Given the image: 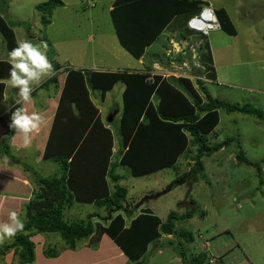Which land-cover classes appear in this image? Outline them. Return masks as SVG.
<instances>
[{
	"label": "trees",
	"instance_id": "1",
	"mask_svg": "<svg viewBox=\"0 0 264 264\" xmlns=\"http://www.w3.org/2000/svg\"><path fill=\"white\" fill-rule=\"evenodd\" d=\"M207 3L204 0H116L111 11L114 31L119 43L135 58L140 59L146 49L160 38L175 15L187 14L189 19ZM62 5L64 6L63 0H47L37 3L36 7L44 14L43 22L49 25L51 20L46 14H51ZM216 14L222 28L235 34V26L226 8H217ZM17 22H10L0 13V34L10 52L20 42L15 27L21 22ZM177 32L178 40L190 42L185 32ZM179 53L193 58L189 47H186V53ZM199 59L204 65L202 75L212 81L215 75L208 37L204 38L201 45ZM179 60L182 63L185 61L181 58ZM7 61L0 60V101L4 98L5 80L10 78L11 64ZM67 69L65 77L61 79L60 66L56 63L51 71L54 75L36 88L48 89L49 84L53 83L57 90L47 98L46 109L40 113L44 118L43 123L38 132L31 134L30 144H38V160L63 157L60 175L48 177L34 172L38 186L32 188L28 200H19L22 204L14 207V212L19 213L18 217L25 212L21 220L24 230L18 231L11 243L5 244V241V246L0 247V264H51L52 260L59 261L58 264L87 263L88 250H83L80 254L73 252L85 240L97 248L107 234L136 264H146L145 255L149 242L162 233L173 236L178 234L185 238L187 244L192 243L195 240L193 232L177 228V222L196 214L195 207L185 214L170 212L165 222L147 209L146 213L141 212L128 224L125 214L131 217L134 215L133 210L128 206L120 210L122 201L126 199V188L116 183L115 191H111L109 180L117 182L120 179L115 171L118 166L128 167L135 176L175 166L190 145L198 146L195 156L197 161L190 173L203 172L202 157L230 145L235 139L230 136L213 147L208 145L206 136L215 131L220 123L219 110L251 114L262 120L264 111L251 103L240 105L214 98L202 79L197 80L199 86L196 87L187 76H166L128 69ZM119 81L125 83V88L119 118V151L113 159L115 134L102 119L100 109L92 99V92L99 90L101 98L105 100L108 91ZM200 90L205 93L206 98ZM36 92H31V100L27 104L22 101L13 105L8 117L0 116V188L3 191L9 189L3 186L10 185L11 180L1 158L4 159L12 147L25 148L23 133L10 127L11 117L20 108L26 109L29 114L37 112L30 108L31 102L35 105ZM53 102L56 105H52ZM42 105L43 103L40 106ZM238 158L240 162L256 166L258 172H262L261 163L251 161L244 150H241ZM24 164L28 169L31 168L28 163ZM186 175L189 173L180 178ZM102 201L107 202V214L104 216L94 212L86 220L66 218V210L75 202H95L102 205ZM204 215L205 211H201L200 216ZM94 216H99L104 223L101 220L94 221ZM9 221L7 224L12 223ZM49 232L60 233L64 244L62 247L50 244L38 250L35 239ZM173 242L174 239L169 240L172 246ZM178 250L183 264H206V261L210 264L206 252L191 253L189 256L187 248L182 244ZM9 253L11 261H8ZM102 253L104 252L101 251ZM92 256L94 257L93 254ZM93 257L91 261L94 260Z\"/></svg>",
	"mask_w": 264,
	"mask_h": 264
},
{
	"label": "rangeland",
	"instance_id": "2",
	"mask_svg": "<svg viewBox=\"0 0 264 264\" xmlns=\"http://www.w3.org/2000/svg\"><path fill=\"white\" fill-rule=\"evenodd\" d=\"M43 1L47 0H0V13L12 23L21 22L15 27L19 41H28L37 46L45 53L51 65L59 63L69 68L76 65H93L94 61L99 62L103 59L110 65L123 60V64L119 65L120 69L123 66H136L140 69L147 67L141 65L138 59L128 53L118 41L108 12L110 4L115 3L116 0H63L64 6L54 9L49 15L46 14L51 20L49 25L43 22L44 14L36 7L37 3ZM209 2L215 7L226 8L239 36L234 39L219 33L221 37L230 38L215 52L221 61H225L223 67L228 68L227 75L229 68H232V79L228 80L229 76L227 78L224 76L221 83L207 82L208 91L216 99L240 105L251 103L264 111V0H209ZM239 2L243 5H239ZM187 19V14L179 16L180 27L176 32H185L190 42L196 45L197 38L186 27ZM218 31L211 32V35ZM244 37L249 38L250 43H245ZM175 41L174 43L181 46L185 44L184 39ZM168 47L171 48L170 53L173 57L178 54L177 49H173L174 45L162 35L146 50L145 56H151L154 52L158 55L165 54ZM0 50L3 57L9 56L10 51L7 50L2 36ZM69 59L76 61L71 60L72 64H70ZM172 66L170 71H181L179 63L173 61ZM53 74L50 72L42 76L38 84L33 82L31 85L33 90L37 91L34 96L36 106L31 102V109L37 111L36 107H40L47 97L55 94L57 88L52 85L53 83L49 84L48 89L42 87L36 89ZM195 86H199L198 81ZM124 87L125 83L119 81L112 90L108 91L105 101L101 100L99 90L92 92L94 101L100 105L104 113L102 117L115 134L117 144L114 147L113 159L119 151V115L123 107ZM13 91L14 93L11 90L8 92L7 106H10L14 100L20 101V98L15 99L16 91ZM200 93L206 98L204 92L200 90ZM116 106L121 107L119 113L112 122H108V116ZM45 109L46 106L43 110ZM219 112V125L215 131L206 136L208 145L213 147L230 136H234L235 139L230 145L202 157L203 172L190 173L196 164L195 156L198 153V146L190 145L175 166L141 176L133 175L126 166H118L115 171L120 175V179L117 182L110 179L112 191H115L116 183L125 187L127 191L120 210L128 206L135 215L146 213L149 209L165 222L170 212L185 214L192 211L193 207L182 206L186 197L195 205L196 214L177 222V228L192 231L195 240L187 244L185 238L178 234L168 236L162 233L160 239L157 238L150 243L145 255L146 264H183L182 257L178 253L181 244L187 248L189 256L191 253L206 252L208 259L213 256L219 258L217 264H264V120L251 114L229 113L225 109H220ZM241 150H244L251 161L261 163V173L256 166H249L239 161L238 155ZM37 158L38 152L33 146L26 149L12 147L8 155L4 156L5 160L1 158L3 164L9 167L6 168L11 181L10 185L3 186L9 188L8 190L3 191L0 188V225L10 222V213L15 211L16 204L19 206L22 204L19 200H28L32 188L38 186L34 172L48 177L60 175V163L63 157L42 160ZM24 163H28L32 169L25 167ZM185 173L189 175L184 176V183L165 194H160ZM9 193L11 194L8 195ZM151 194L160 195L147 199L137 207L143 197ZM101 204L75 202L66 210V218L86 220L88 215L94 212L104 216L107 214V202L102 201ZM201 211H205L202 217ZM24 215L25 212L18 219L22 220ZM98 218L100 220L99 216ZM101 222L104 223L102 219ZM170 239H174L173 246L169 243ZM12 240L13 238L6 239L5 244L11 243ZM35 240L38 242V250L46 248L49 244L57 247H62L64 244L58 232L46 233ZM4 246V244L0 245L2 248ZM78 252L80 254L81 250H76V253ZM108 253L110 252L105 249L104 253L100 254L98 263H106L107 258L104 257L108 256ZM95 257L96 255L94 259ZM8 259L11 261V255ZM78 264L86 263L78 262ZM206 264L209 262L206 261Z\"/></svg>",
	"mask_w": 264,
	"mask_h": 264
},
{
	"label": "crops",
	"instance_id": "3",
	"mask_svg": "<svg viewBox=\"0 0 264 264\" xmlns=\"http://www.w3.org/2000/svg\"><path fill=\"white\" fill-rule=\"evenodd\" d=\"M205 1H208L209 2V0H205ZM211 3V2H210ZM245 3V2H244ZM114 4L115 3H111L110 4V6H109V8H108V12H109V14L111 15V11H112V9L114 8ZM212 4V3H211ZM213 5V4H212ZM239 5H243V3L241 4V2H239ZM215 7V6H214ZM216 9L218 8V7H215ZM179 16L180 15H175L174 17H173V19L170 21V23L167 25V28L165 29V31L160 35V37L162 36V35H164L165 36V39H167V41L170 43V44H172V42H174L175 40H177L178 39V32H176V30H179V27H180V25L178 24V19H179ZM231 18V17H230ZM111 21H112V17H111ZM231 21H232V23L234 24V21H233V19L231 18ZM113 23V22H112ZM235 26V25H234ZM176 28V29H175ZM15 32H16V30H15ZM180 32V31H179ZM219 33H222V34H226V35H228V37H232V38H236V37H238L239 36V32L237 31V28H236V26H235V34H230V33H228L227 31H225L223 28L220 30V31H218V32H215V33H213L212 35L210 34L209 35V37H208V43H209V45H210V49H211V53H212V58H213V66H214V75H215V77H214V81L212 80H210L209 79V81H204V83H205V85L207 86V82H213V83H221V80H222V78L225 76V78H227L228 76V80H231L232 79V73H231V67L229 68V75H227V70H228V68H224L223 67V63L225 62V61H221L220 59H219V57H218V54L215 52L218 48H219V46H221V45H223V44H226L229 40L228 39H230V38H228L227 36H220V34ZM176 34V35H175ZM16 35H17V32H16ZM2 35L0 34V37H1ZM195 36V35H194ZM3 37V36H2ZM196 38H197V36H195ZM17 38H18V40H19V37H18V35H17ZM90 38H92L91 37V35H90ZM177 38V39H176ZM244 39H245V43H250L249 42V38H247V37H244ZM159 40V39H158ZM189 40V39H188ZM176 42V41H175ZM155 43V42H154ZM153 43V44H154ZM152 44V45H153ZM152 45H150V46H152ZM149 46V47H150ZM123 47V46H122ZM148 47V48H149ZM6 48H7V50H9L8 49V47L6 46ZM124 48V47H123ZM147 48V49H148ZM105 49V48H104ZM146 49V50H147ZM165 49H166V44H165ZM107 50H109V49H107ZM126 50V49H125ZM1 51V50H0ZM127 51V50H126ZM170 51H171V48L170 47H168L167 48V53H162L161 55H158L156 52H154V53H152L151 54V56H145L146 55V51H145V53H144V55H143V57L142 58H140V59H138V61H139V63H141V65L142 64H144V65H146L147 67H143V69H140V68H138V67H136V66H133V67H124L123 66V68H121L120 69V66L119 65H122L123 64V60L122 61H118V62H113V63H116L115 65H110V64H107L103 59H100L99 60V62H97V61H94V64L93 65H91V64H89V65H76V66H73V67H69V68H71V69H73V68H76V69H91V70H122V69H124V70H130V71H134V70H138V71H149V72H152V73H161V74H164V75H166V76H169V75H171L170 73L172 72V71H170L169 69H171L173 66H172V62L173 61H175L176 63H179L180 64V69H181V71H179V73L181 74V73H185V74H189V75H191V76H188L189 78H191L192 79V81L194 82V84L197 82V79L196 78H198L199 76H201V74H202V69L204 68L203 66L201 67V66H199V64H201L202 62L200 61V59H199V57H198V59L196 58V59H194V58H192L191 56H189V55H186V54H181V53H179V54H177L176 56H172V55H170ZM129 53V52H128ZM131 54V53H130ZM193 54V53H192ZM203 53H201V55H202ZM207 53H205V55H206ZM132 55V54H131ZM184 55H186V56H184ZM104 56V55H103ZM102 56V57H103ZM133 56V55H132ZM189 56V57H188ZM134 57V56H133ZM188 57V58H187ZM135 58V57H134ZM185 59V61H188V63L190 64V68H182V62L179 60V59ZM1 59H5V60H8V57H3V55L0 53V60ZM137 59V58H136ZM71 60H73V62H75L76 60H74V59H69L68 61L70 62ZM201 62V63H200ZM70 64H72V62H70ZM203 64V63H202ZM201 64V65H202ZM52 66H54V65H52ZM59 66H60V72H61V76L60 77H65V75H66V70H68L67 68L68 67H65V65L63 64H59ZM54 73V72H53ZM54 75V74H53ZM10 78H8V79H6L5 80V84H6V87H5V93H4V98L0 101V116H4V117H8L9 115H10V112H11V108H12V106L13 105H16V104H18V103H20V102H18V100L17 101H13V103L10 105V106H7L6 105V102H7V100H8V92H9V90H11L13 93H14V91L13 90H15L16 91V97H15V99H19V89L18 88H16L15 87V89H13L12 88V86H10L8 83H7V81L9 80ZM45 82V81H44ZM43 82V83H44ZM125 88V87H124ZM55 91V90H54ZM124 91V90H123ZM17 92H18V95H17ZM56 92V91H55ZM54 92V93H55ZM93 96V95H92ZM107 96V95H106ZM100 97V96H99ZM47 98H49V97H47ZM101 98V97H100ZM92 99H93V97H92ZM106 99V98H105ZM20 100V99H19ZM101 100L102 101H105V100H103L102 98H101ZM93 101H94V99H93ZM18 102V103H17ZM34 102H35V99H34ZM94 103L96 104V102L94 101ZM52 105H56V103L55 102H53L52 103ZM36 106V105H35ZM46 106V101L44 102V104L42 105V106H38V107H36L37 108V112H38V114H42L43 113V109H44V107ZM96 106L100 109V113H101V116L103 115L104 116V113H103V111H102V109H101V107H100V105L99 104H96ZM116 108H118L119 110H120V108L121 107H119V106H116ZM122 109V108H121ZM41 111V112H40ZM36 112V113H37ZM103 113V114H102ZM118 113H119V111H118ZM117 113V114H118ZM119 117H120V115H119ZM102 119L104 120V118L102 117ZM105 121V120H104ZM107 125L109 126V123H107ZM115 144H117L116 143V140H115ZM30 146H33L36 150H37V152H38V156H39V147H38V144L36 143V142H34L32 145H30ZM114 147H115V145H114ZM114 147H113V151H115L114 150ZM26 148H28V147H25V148H22V149H26ZM119 149V148H118ZM40 150H43V149H40ZM7 168H9L7 165H5ZM27 177H28V175H27ZM109 178V177H108ZM31 179V178H30ZM109 188H110V190L112 191V188H111V185H110V180H109ZM83 203H85V202H83ZM93 203H95V202H93ZM113 212V210H111V212L110 213H112ZM119 212V211H118ZM140 214V213H139ZM139 214H134L133 216H131V217H127V215L125 214V216H126V220L128 221V224L130 223V221H131V219H133V218H135L137 215H139ZM93 219L95 220V221H99V218H98V216H94L93 217ZM101 220V219H100ZM165 234V233H164ZM165 235H168V236H171V235H169V234H165ZM159 239L161 238V236L160 237H158ZM154 240H156V239H154ZM83 243V244H82ZM82 243H80V245H79V247H78V249L79 250H81V252L80 253H82V251L83 250H88V254H89V261L87 262V263H89V264H99L98 263V259L100 258V254H101V251H105V249H106V251L107 252H110V253H108V256H105L104 258H107V259H105V261H107V262H109V261H111V263L112 264H136L134 261H132V260H130L129 259V257H128V255L127 254H125V252H124V250L122 249V247L121 246H119L111 237H110V235H105L104 236V238H103V240H102V242L99 244V246L97 247V248H95L94 247V245H90L89 243H88V240L84 243V241L82 242ZM150 243H152V241L151 242H149V244H148V249H149V245H150ZM50 245V244H49ZM70 253H72V251H70ZM73 253H76V251L75 252H73ZM85 253V252H84ZM92 254L95 256L96 255V257H95V259L93 260V261H91L92 259H91V257H93L92 256ZM127 255V256H126ZM214 257V256H213ZM94 258V257H93ZM217 258V257H216ZM217 259H219V258H217ZM58 262L59 261H54V260H52V263L51 264H58ZM86 263V264H87Z\"/></svg>",
	"mask_w": 264,
	"mask_h": 264
},
{
	"label": "clouds",
	"instance_id": "4",
	"mask_svg": "<svg viewBox=\"0 0 264 264\" xmlns=\"http://www.w3.org/2000/svg\"><path fill=\"white\" fill-rule=\"evenodd\" d=\"M206 18L215 19V17L211 15ZM7 62L11 64L10 79L7 83L19 89L20 101L25 103L30 102L31 92L33 91L31 85L33 82L38 84L42 76L52 71V65L47 56L31 42L20 41L18 42V47L14 48L9 53ZM43 119L44 118L36 112L29 114L26 109L20 108L15 110L12 114L10 127L23 133V146L29 147L31 144V134L39 131ZM10 219L12 221L11 224L5 223L0 225V245H3L6 239L10 240L15 237L18 231L24 230V223L18 219V214L16 212L13 211L10 213Z\"/></svg>",
	"mask_w": 264,
	"mask_h": 264
},
{
	"label": "built area",
	"instance_id": "5",
	"mask_svg": "<svg viewBox=\"0 0 264 264\" xmlns=\"http://www.w3.org/2000/svg\"><path fill=\"white\" fill-rule=\"evenodd\" d=\"M209 15L214 16L215 19H207L206 17H208ZM187 27L188 29H190L192 31V33L196 36H198L196 45L190 43V42H186L184 46L179 45L178 43H174V48L173 49H177L178 52H183L186 53V47H189L190 49H192L193 52V58L194 59H198L199 57V51L201 48V45L204 43V38H206L207 36H209L211 34V32L216 31V30H220L221 29V23L220 20L216 14L215 8L211 3H207L204 4L202 6V8L196 12L195 14H193L187 21ZM199 66H203L202 64H199ZM182 68H190V64L188 63V61H184L182 63ZM171 75H175V76H191L189 74H185V73H179L176 71H172L170 73ZM199 79H202L203 81H209V79L202 75L198 77ZM196 78V79H198ZM217 258L216 257H212L210 259V264H214L216 263Z\"/></svg>",
	"mask_w": 264,
	"mask_h": 264
},
{
	"label": "water",
	"instance_id": "6",
	"mask_svg": "<svg viewBox=\"0 0 264 264\" xmlns=\"http://www.w3.org/2000/svg\"><path fill=\"white\" fill-rule=\"evenodd\" d=\"M119 109L116 108L109 116H108V121L112 122L114 120L115 115L118 113ZM185 178H181L179 180H177L175 183L171 184L170 186H168L166 189H164L163 191H161L160 194H165L169 191H171L172 189H174L176 186H178L181 183H184ZM191 186V185H190ZM192 190V189H191ZM160 194H151V195H146L145 197L142 198V200L138 203L137 207H140L147 199H151L154 197H157ZM190 192L187 193V195H189ZM182 206H191L194 207V203L187 201V199L184 200V202H182Z\"/></svg>",
	"mask_w": 264,
	"mask_h": 264
},
{
	"label": "flooded vegetation",
	"instance_id": "7",
	"mask_svg": "<svg viewBox=\"0 0 264 264\" xmlns=\"http://www.w3.org/2000/svg\"><path fill=\"white\" fill-rule=\"evenodd\" d=\"M190 178H191V177H190ZM188 181H190V180L188 179ZM188 181H187V182H188ZM190 183H191V182H190ZM186 199H187V201H188V198H187V197H186Z\"/></svg>",
	"mask_w": 264,
	"mask_h": 264
}]
</instances>
